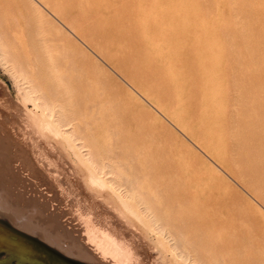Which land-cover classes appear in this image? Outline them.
<instances>
[{
  "label": "bare ground",
  "instance_id": "bare-ground-1",
  "mask_svg": "<svg viewBox=\"0 0 264 264\" xmlns=\"http://www.w3.org/2000/svg\"><path fill=\"white\" fill-rule=\"evenodd\" d=\"M36 1L42 22L51 25L41 28V38L28 36L23 15L28 38H21L7 22L11 13L6 20L0 12L1 60L20 77L23 103L17 122L0 121L1 137L16 139L22 164L53 191L41 200L58 198L74 230L40 213L38 196L14 200L25 193L13 195L1 173L0 251L15 264H145L148 248L157 251L150 264H264V126L249 117L260 105L248 96L250 81H240L235 70L232 80L224 77L219 54L210 68L207 55L195 52L196 29L185 25L164 37L162 26L172 16L148 18L155 3L143 6L141 16L111 0ZM107 65L210 158L216 165L208 162L210 176L200 175L188 156L160 149L155 129H146L118 97ZM195 67L200 82L191 73ZM221 169L250 197L222 187L229 180Z\"/></svg>",
  "mask_w": 264,
  "mask_h": 264
},
{
  "label": "rangeland",
  "instance_id": "rangeland-1",
  "mask_svg": "<svg viewBox=\"0 0 264 264\" xmlns=\"http://www.w3.org/2000/svg\"><path fill=\"white\" fill-rule=\"evenodd\" d=\"M28 1H30L29 2L30 5H33L34 7L28 5L29 4ZM35 1L36 0H34V2H32L33 4H31V0H13V2H12V0L11 1L5 0V4H4L3 3L4 0H0V5H1V9H2L0 11L1 14L5 18L7 16V18H6V20H7L10 16L9 14L11 13V16H10L11 19L9 18V21L7 20V22H9L10 24L12 23V26H13V24L15 25V26H13L12 30L13 31L18 30V32L15 31L14 33H16V34L18 33L17 35H19L21 38L23 36H24L23 38H28V36L29 37L31 36L30 38H32V37L37 38V35H39L40 37L39 36L38 37L41 38L42 35L44 34V32H43V34L40 33L41 28H42L41 32L43 30L44 31L49 30V29H45V28H51V25L49 23L46 24V22H42L43 18L40 16L39 11L35 8V6L38 5L37 1H36L37 4L35 3ZM111 1H114L116 3V6H118V7H122V5H124L123 6V7H125L124 9H127L128 12L129 11L136 12L137 15H138V12H140V14L142 13V11L144 9L143 6L146 7V6H149V4L155 3V5L153 6V8H151V10H149V8L146 9L147 14L149 15L148 18L151 17V18L155 19V18H161L162 16H169V17H170V15L172 16V19L170 21L164 23V25L162 26L163 30H164L162 35L164 37L166 35H169L170 33H172L175 29H177V27L182 28L186 25V26H190L192 29H196L197 33H196V38L194 40L195 52L200 51V52H203V55H205V56L207 55L206 61H207V64L210 68L213 66H216V63H219L220 62L219 60H221V62H222L221 64H223L224 69H225V72L222 74L224 77H228L230 80H232L233 75L232 74H231L232 76L230 75V73H231L230 70H233V71L235 70L237 76L239 75L238 78L240 81H243L244 83H249V81H250L249 85H250L251 89H249V90H251V91L248 92V96L249 97L251 96V100L254 99L253 103L255 101V103H257V104L259 103L260 105H258L259 110H257V111L255 110L252 115L249 114V117H251L252 120L255 122L258 121V122L262 123L264 126V94H263L264 87H262L264 85V70L262 71V69H264V0H237V2L235 0H232V1L231 0H111ZM7 2H8V5L6 4ZM14 2H15V4H14ZM245 2H247V3H245ZM233 3H234V5H232ZM9 4H11L12 6ZM13 4H14V6H13ZM19 5H20V7H18ZM21 5H23V6H21ZM127 6H128V8H127ZM233 6H235L234 9L237 11V13H235V10L232 9ZM10 7L11 8L16 7V9H11V10H13V12H11V11H9ZM4 9H6V10L4 11ZM20 9H22V10H20ZM30 9H32L34 11H32ZM218 9H219V11H218ZM31 11L35 12L34 14L38 13L40 17L38 15L33 16V13H31ZM249 11H250V13H249ZM23 13H25V14H23ZM12 14L13 15L16 14L15 15L16 17L14 16L15 19L13 18ZM22 15H23V17L25 16L27 18L26 19L24 17L25 18V24L27 26L30 25L31 27H34V29L32 28L33 30L31 31V33L33 32V34H30V30H31L30 26L24 27L25 24H24V18H22ZM27 16L28 17L30 16V19ZM141 16H142V14H141ZM38 17H39V19H37ZM249 17H250V19H249ZM41 18H42L41 22H42V25L44 24L43 25L44 28L40 24L41 22L40 21L38 22V20H40ZM233 19H235V20H233ZM10 20H12V21L10 22ZM26 20H28V21H26ZM30 20H31V22H30ZM237 21L239 23H237ZM34 23H36V24H34ZM38 23H39V25H38ZM19 25L22 27H20ZM38 26H41V27H39L40 29L38 28ZM23 27H24V29H27L29 32L27 30L25 31L23 29ZM35 28H37V29H35ZM23 30L25 31L26 34L22 33V32H24ZM27 32L29 35L27 34ZM240 32L242 33L241 35H240ZM228 34H230V35H228ZM26 35H28V36L26 37ZM227 35L229 36V38ZM226 37L229 41L226 39ZM247 37L249 38V40H247L248 39ZM234 38H236V39H234ZM202 39H204V40L202 41ZM226 41H228V43ZM230 42H232V43L229 44ZM232 45H233V50L235 49V51L238 54L241 52L240 56H237L238 54L232 50V48H231ZM226 47H228V48H226ZM237 47H238V50H237ZM224 48H225V52H224ZM230 51L232 52L230 54L231 56L229 55ZM234 52L236 53V55L234 54ZM216 54H219V57H220L219 60H217L215 58ZM246 54L247 55L249 54L252 58L249 55L247 57ZM227 55L229 57V60H228ZM235 56H237V57H235ZM232 57H233V59H232ZM250 58L253 60H251ZM3 59L4 58L2 56V60H1V54H0V104H1L0 105V121H2V120L5 121L4 120V118H5L9 122L14 123V122H17L19 120V116H17L16 113H17V110L19 109V106L23 104L22 103V97H21V86H22L21 84H22V82L20 81V77H18L16 74H14V75L12 74V72H13L12 71L13 69L11 68L12 65L10 63L8 65V62L5 61V59H4V61H5L4 62ZM230 59H231V61H230ZM243 59H245L246 61ZM232 60H234V61L232 62ZM237 60L241 65L238 64V62H236V64H235V61H237ZM2 61L7 65L5 66V64H3ZM228 61H229L228 65H230V66H231L230 63H232V65L235 64L234 66L237 65L236 69H235V67L232 69L229 66H226ZM242 66H244V67H242ZM7 67L9 69H7ZM109 67L110 66H108V68ZM227 67H229L230 69ZM231 67H233V66H231ZM238 68H239V70H238ZM259 68H262V69L259 70ZM111 69H113V68L110 67L109 70L112 72V74H114L115 79H116V80L111 81L112 82L111 85L115 91L117 90L116 93L118 94V97L121 98L129 106H131L137 114L141 115L140 117L142 118V121L144 123V127L146 129H148L150 127H153L155 129V133H156V136L158 138L157 142H158V146L160 147V149L161 148L166 149L167 151H170L172 154H175L176 157H180V159H182L181 156H186V157L188 156L189 159H187V160H189L190 163L194 164V166L199 167V169H201V171L199 172L200 175H203V176L209 175L210 176L211 175L210 172H208L206 169V167H208L207 164L210 163L209 165H211V166L215 165L210 160V158L208 156H206L204 152L201 153V150L198 147H196L186 136H184V134L182 132H179V129L176 128L155 106L151 105L147 100H145V98L142 97L143 94L140 91V89H138V87L135 84L133 85V83L128 78H126L125 75L120 73L118 70H115V69L111 70ZM246 69H248V70H246ZM242 70L244 71V74H243ZM256 71H258L257 73H259V74H257ZM239 72H241L243 74V76ZM191 73L194 75L196 82H200V80H199L201 77L200 71L196 67L191 70ZM232 73H234V72H232ZM236 74H235V76H236ZM121 75H123V76H121ZM119 76L121 78H119ZM17 78H19L18 80L20 81V83L18 82ZM230 80H228L227 82L230 83ZM17 82L19 83V85L17 84ZM251 85L253 86V88ZM218 87L219 86L216 85L215 89H218ZM257 87H258V89H257ZM254 89H256V90H254ZM258 90H259V92H258ZM252 91H254V92H252ZM255 91H257V92H255ZM249 93H251V94L249 95ZM252 95H253V97H252ZM258 98H260V99H258ZM255 103L253 105H255ZM6 105H8L9 107L8 106H7L8 108L5 107ZM29 105H30V108L33 107L32 104H29ZM13 107L16 111H14ZM161 114H162V116H161ZM165 119H167V120H165ZM17 126L20 127L19 124ZM5 134H6V130L3 127H1V124H0V143H1L0 144V155H1L0 159H1L2 163H4V164L0 163V166H1L0 167L1 168L0 175L2 173L3 175L6 176V178L3 177L5 179L4 181L6 182V184H4V185L7 186V184H8V186H10L11 190L13 191V193H12L13 195H15L16 194L15 192H18V191L25 193V195H24L25 200L23 198L22 199L16 198L14 200H19V201L23 200L26 202V200L30 199L31 196L34 195V198L36 196H38V200L40 202L39 203L37 202L36 206H37V209H39V208L41 209V210H38V211H40V213L41 212L43 213V210L45 212H47V214L52 213L53 215H56L59 223L63 227H67L70 231L74 230L73 229L74 225L72 223V222H74V220L70 219L69 213H61V211L63 209V204L59 203L60 200L58 198L55 197V200L54 199L50 200V203L47 201L41 200V198L43 200H45L44 196L47 194L45 192L48 191V189L50 190L51 188H49V186L47 185V183H45V181H41L40 179L35 177L34 172L30 167L26 166L27 167L26 168L23 165L24 163L22 161H24V158L17 151L16 144H15L16 139L12 136H10L11 138H7V137H9L8 133H7L6 138L4 136L1 137V135H5ZM10 140H12V141H10ZM159 141H160V143H159ZM11 142H13V143H11ZM9 145H11V146H9ZM7 149H9V150H7ZM189 150L195 151V153L197 155L194 154L195 157H191ZM3 151L8 152V157L2 156ZM10 154H11V156H13V158H11ZM19 156H21V157H19ZM2 157L5 159H3ZM15 157H18V158H15ZM207 157H208V159H207ZM10 159H12V162ZM9 161L11 163H8ZM2 167L4 169H2ZM8 167H10V170ZM28 169H30V170H28ZM4 171H5V173H4ZM223 171L224 170H222L221 172L228 178L229 182L221 180L220 183H221L222 187L230 189V190L231 189L232 190L239 189L241 191V193L243 194V197H244V195L247 197H250L247 190L242 185H240L237 181H235L234 177L230 173H228L226 171L223 172ZM193 175H195V174H192V176ZM230 178L233 179V181ZM7 179H8V181H7ZM0 184H1V182H0ZM238 185H239V187L240 186L241 187L238 188ZM8 186H7V189H9ZM241 188H243L245 191L243 192V189H241ZM51 191H52V189H51ZM26 194H27V196H26ZM28 195H29V197H28ZM239 196L242 197L240 192H239ZM23 201H20V202L24 203ZM41 202H43V203H41ZM26 203L24 205H27ZM42 204L43 205L45 204L43 208H41ZM48 204H49V206H47V208H45V206ZM59 204H62V206ZM55 210H58V212L55 213ZM75 233H77L76 230H75ZM54 253H56V252H54ZM143 253L147 254L145 256V259H146L145 264L146 263L150 264L151 260L155 258V255H157V251L156 250L154 251L151 248L144 250ZM60 257L63 259H66L65 257H62V256H60ZM151 257H152V259H151ZM0 258H2V259H0V261H7L11 264L16 263V259H14L13 256L12 257L7 256V253L5 251H0Z\"/></svg>",
  "mask_w": 264,
  "mask_h": 264
}]
</instances>
